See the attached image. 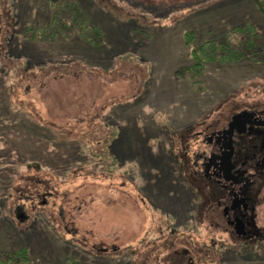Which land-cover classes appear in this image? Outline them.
Here are the masks:
<instances>
[{
    "label": "rangeland",
    "instance_id": "374dc122",
    "mask_svg": "<svg viewBox=\"0 0 264 264\" xmlns=\"http://www.w3.org/2000/svg\"><path fill=\"white\" fill-rule=\"evenodd\" d=\"M75 1L102 31V47L79 36L22 38L27 22L46 27L54 11L48 0L15 4L22 31L0 55V254L26 248L33 264H172L160 245L176 236L180 248L223 245L197 264H264V247L244 248L188 216L192 195L180 178L196 132L264 108V66L208 64L199 91L176 73L193 65L199 44L248 21L264 43L260 2Z\"/></svg>",
    "mask_w": 264,
    "mask_h": 264
},
{
    "label": "flooded vegetation",
    "instance_id": "af4514ba",
    "mask_svg": "<svg viewBox=\"0 0 264 264\" xmlns=\"http://www.w3.org/2000/svg\"><path fill=\"white\" fill-rule=\"evenodd\" d=\"M16 2L0 0V55L22 31ZM25 26L24 34L33 28L32 23ZM194 141L193 155L186 152L180 174L192 195L188 216L196 224L205 218L207 231L226 235L244 248L264 247V108L234 113L222 126L196 132ZM174 239L166 237L160 245L172 264H197L206 258L204 249L214 256L223 248L191 241L180 248Z\"/></svg>",
    "mask_w": 264,
    "mask_h": 264
},
{
    "label": "trees",
    "instance_id": "16d2710c",
    "mask_svg": "<svg viewBox=\"0 0 264 264\" xmlns=\"http://www.w3.org/2000/svg\"><path fill=\"white\" fill-rule=\"evenodd\" d=\"M51 9L54 11L53 19L46 27H33L24 34V38L34 39L41 36L45 42L56 39L72 40L79 36L92 47H102L105 39L102 31L95 27L75 0H48ZM260 2L263 10L264 4ZM202 2V1H201ZM201 2H191L201 4ZM187 6L192 7L191 4ZM157 14V10H165L167 15L184 11L183 6H170L167 8L160 6H150ZM190 35V34H189ZM190 39V38H189ZM260 28L253 22L248 21L233 29L228 30L219 39L207 40L199 44L192 50L193 65L177 70L176 73H184L186 79L195 80L202 75L208 64H229L241 61H250L254 64L264 66V43L262 42ZM196 91L205 88V84L200 79L193 83ZM202 87V88H201ZM0 264H33L30 252L26 248L16 250L12 253L0 254Z\"/></svg>",
    "mask_w": 264,
    "mask_h": 264
},
{
    "label": "water",
    "instance_id": "95a60500",
    "mask_svg": "<svg viewBox=\"0 0 264 264\" xmlns=\"http://www.w3.org/2000/svg\"><path fill=\"white\" fill-rule=\"evenodd\" d=\"M245 115V114H244ZM241 116V115H240Z\"/></svg>",
    "mask_w": 264,
    "mask_h": 264
}]
</instances>
